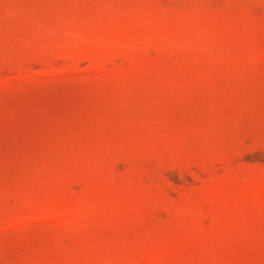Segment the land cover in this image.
<instances>
[{"label":"rangeland","instance_id":"374dc122","mask_svg":"<svg viewBox=\"0 0 264 264\" xmlns=\"http://www.w3.org/2000/svg\"><path fill=\"white\" fill-rule=\"evenodd\" d=\"M0 264H264V0H0Z\"/></svg>","mask_w":264,"mask_h":264}]
</instances>
